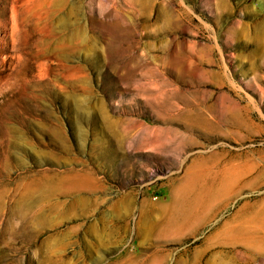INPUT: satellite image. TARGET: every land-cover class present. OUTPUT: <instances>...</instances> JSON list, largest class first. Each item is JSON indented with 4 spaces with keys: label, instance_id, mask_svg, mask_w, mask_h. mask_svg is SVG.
<instances>
[{
    "label": "rangeland",
    "instance_id": "obj_1",
    "mask_svg": "<svg viewBox=\"0 0 264 264\" xmlns=\"http://www.w3.org/2000/svg\"><path fill=\"white\" fill-rule=\"evenodd\" d=\"M0 264H264V0H0Z\"/></svg>",
    "mask_w": 264,
    "mask_h": 264
}]
</instances>
